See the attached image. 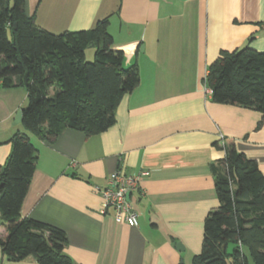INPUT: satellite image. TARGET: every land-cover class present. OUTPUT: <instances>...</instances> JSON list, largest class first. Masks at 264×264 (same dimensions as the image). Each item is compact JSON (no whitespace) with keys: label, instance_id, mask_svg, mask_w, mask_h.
<instances>
[{"label":"crops","instance_id":"1","mask_svg":"<svg viewBox=\"0 0 264 264\" xmlns=\"http://www.w3.org/2000/svg\"><path fill=\"white\" fill-rule=\"evenodd\" d=\"M25 1L27 15L55 34L108 18L113 48L123 51L124 67L137 64L140 82L101 133L67 128L52 141L30 135L38 159L22 216L64 230L74 264H191L206 216L219 205L211 166L225 156V139L264 174L262 113L215 102L205 82L223 50L250 42L264 51V0ZM26 102L24 87L0 83V168L13 135L26 130L14 120ZM115 170L146 173L129 193L138 226L101 211L97 187ZM0 264L39 263L10 261L0 246Z\"/></svg>","mask_w":264,"mask_h":264},{"label":"trees","instance_id":"2","mask_svg":"<svg viewBox=\"0 0 264 264\" xmlns=\"http://www.w3.org/2000/svg\"><path fill=\"white\" fill-rule=\"evenodd\" d=\"M108 24L103 18L91 29L55 34L27 15L25 0H0V83L22 86L28 97L22 120L27 132L13 135L0 168V226L6 230L0 246L10 261L74 264L65 252L64 230L21 214L38 159L30 135L52 141L73 128L91 136L115 123L116 109L138 86L140 72L137 64L123 66L124 53L113 48ZM249 43L223 50L205 82L215 102L252 106L264 123V51ZM90 46L93 61L85 56ZM225 141V156L211 166L219 205L206 216L202 249L191 264H249L246 251L254 264H264V174L232 139Z\"/></svg>","mask_w":264,"mask_h":264},{"label":"built area","instance_id":"3","mask_svg":"<svg viewBox=\"0 0 264 264\" xmlns=\"http://www.w3.org/2000/svg\"><path fill=\"white\" fill-rule=\"evenodd\" d=\"M206 93L211 95L212 89L206 86ZM145 174H126L120 170L111 173L106 186L97 187L102 199V213H106L111 208L116 221L138 226V214L128 194L139 188V182Z\"/></svg>","mask_w":264,"mask_h":264},{"label":"rangeland","instance_id":"4","mask_svg":"<svg viewBox=\"0 0 264 264\" xmlns=\"http://www.w3.org/2000/svg\"><path fill=\"white\" fill-rule=\"evenodd\" d=\"M9 37L11 38V34L9 35ZM94 51H95V47L94 46H90L86 49L85 52V56L87 61H93L94 59ZM26 105L28 104V102L25 103ZM21 132H27V130H24V128H21ZM246 254L248 256L249 259V264H254V262L251 260V257L249 256L248 251H246ZM228 264H231V260L228 259Z\"/></svg>","mask_w":264,"mask_h":264},{"label":"water","instance_id":"5","mask_svg":"<svg viewBox=\"0 0 264 264\" xmlns=\"http://www.w3.org/2000/svg\"><path fill=\"white\" fill-rule=\"evenodd\" d=\"M15 122H22L23 120V110L22 109H19L15 115ZM128 198H130V194H128ZM179 248L180 246H182L181 244H178L177 245Z\"/></svg>","mask_w":264,"mask_h":264}]
</instances>
